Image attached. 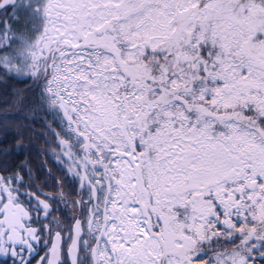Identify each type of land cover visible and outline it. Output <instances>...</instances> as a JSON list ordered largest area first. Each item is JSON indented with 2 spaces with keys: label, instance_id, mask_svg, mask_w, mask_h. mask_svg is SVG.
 <instances>
[{
  "label": "snow or ice",
  "instance_id": "1",
  "mask_svg": "<svg viewBox=\"0 0 264 264\" xmlns=\"http://www.w3.org/2000/svg\"><path fill=\"white\" fill-rule=\"evenodd\" d=\"M0 264H264V0H0Z\"/></svg>",
  "mask_w": 264,
  "mask_h": 264
},
{
  "label": "flooded vegetation",
  "instance_id": "2",
  "mask_svg": "<svg viewBox=\"0 0 264 264\" xmlns=\"http://www.w3.org/2000/svg\"><path fill=\"white\" fill-rule=\"evenodd\" d=\"M4 107V104H3V98L0 97V110H2Z\"/></svg>",
  "mask_w": 264,
  "mask_h": 264
}]
</instances>
